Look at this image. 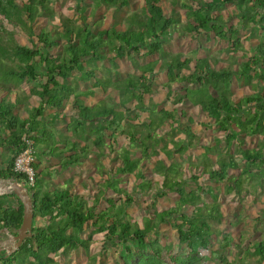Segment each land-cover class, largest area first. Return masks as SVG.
<instances>
[{"label":"trees","instance_id":"trees-1","mask_svg":"<svg viewBox=\"0 0 264 264\" xmlns=\"http://www.w3.org/2000/svg\"><path fill=\"white\" fill-rule=\"evenodd\" d=\"M51 1L0 0V68L3 69L0 77L5 79L0 84V149L5 150L6 155V166L0 167V179H13L28 186V175L15 171L16 158L29 148L24 137L32 142L36 154V161L32 163L35 182L27 187L33 202L32 236L8 256L6 252L1 253L0 264H60L51 255L57 256L69 249L89 251L97 233L104 234V247L134 241L139 251L150 250L152 256L140 258L137 264H162L159 239L154 238L152 242L148 239L161 224L166 223L177 231L180 243L187 245L189 250L186 257L170 254L172 264H202L198 254L201 250L210 249L214 234L209 221L222 219L223 214L218 203L221 191L205 183L199 184L200 176L207 175L209 180L220 185L225 194L233 191L240 193L242 176L252 173L251 167L258 166V174L264 169L263 137L257 149L240 151L247 163L243 170L239 169L240 176L228 177L230 169L239 168L229 150L232 144L236 140L242 143V135L264 134V40L259 39L251 47L252 55H242L246 61L238 68L228 65L216 69L217 60L183 57V54L165 51L180 17L175 11L172 14L165 11L162 0H144V5L132 13L126 12L130 0H94L92 4L76 0L81 15L75 18L55 12L50 7ZM190 1L195 2L197 7L183 3L188 18L182 28L194 40L204 33L210 38L208 34L212 32L215 38L231 43L227 49L230 54H237L244 48L242 29L252 30L251 35L244 37L246 41L264 33V0ZM228 4H234L235 11L225 17L224 10ZM103 5L107 10H113L111 23L100 27V19H97L85 25L87 9L91 8L90 15L98 18L102 14L99 8ZM42 16L46 17L43 25L39 21ZM106 16L109 15H103L104 18ZM57 17L60 21L56 25L53 20ZM232 18L237 20L236 24L231 22ZM20 34L26 37L27 42L18 40ZM141 56L147 58L146 63L140 62ZM118 59L129 60L134 71L116 81L99 77L96 65L108 61L117 67ZM161 72H165L168 78L164 89L174 105L171 111L146 103V96L153 92L152 83ZM7 77L15 78L16 85L27 82L30 94L21 95L12 91V82L7 81ZM234 79L252 81L253 91L235 98L230 87ZM81 82H91V88L81 91ZM183 83L185 86L181 90L173 91L172 84ZM108 90L110 96L116 99L111 100L110 106L104 102L106 97H98L100 92ZM88 97L97 98L99 106L86 104L85 98ZM36 98L39 103L34 106ZM71 99V104L78 109L75 117L63 112ZM184 100L191 101L203 114L215 120L218 130L226 133L225 143L228 146V151L219 154L211 168L206 166L207 161L205 166L190 164L187 168L189 179L180 176V163L171 161L172 158L194 147V142L196 146L203 147L207 157L214 147L203 144V139L194 130L195 125L201 124L199 120L189 116L186 125L181 124V119L187 115L179 108ZM22 102H31L32 108L19 111L17 108ZM49 109L54 110L48 122L51 126L44 118ZM144 113L151 117L148 121L141 120ZM69 118L72 119L66 130L72 135L61 149L56 130L62 120ZM164 118L174 121L175 126L168 134L173 138L159 150L153 149L151 143L160 140L156 136L165 124ZM88 132L94 133L92 142L98 149H104L108 144L112 147L118 135L122 134L132 146L121 153L119 165L109 169L108 188L118 191L116 182H120L124 175L135 174L141 180L137 186L140 194L154 190L151 194L152 206L171 192L177 194L178 203L162 211L154 210L153 217H144L140 225L132 223L127 212L128 205L137 201L134 193L121 191L126 196L122 202L106 198L104 194L91 204L72 188L48 189L46 177L50 172L42 168L41 158H60L59 172L81 165L90 154L88 143H83L81 138ZM179 134H183L184 138L175 140L174 137ZM106 140L110 143L107 144ZM133 147L140 148V156L136 155ZM161 154L165 158H160ZM147 156H155L154 168L164 174L161 185L156 186L141 169L142 160ZM188 180L195 184L194 188L186 187ZM106 192L107 188L104 189ZM202 194L209 195L213 204L201 202ZM10 199H14L16 204L10 203ZM102 203H105L104 207H100ZM23 215L24 206L14 193L0 196V229L17 232ZM261 217H264V211L260 220ZM41 219L46 222L39 224ZM219 246L223 250L240 248L229 235ZM213 252L222 264H230L227 255L219 249ZM245 252L247 256L257 257L255 264H262L264 237L247 245ZM134 257L135 252L127 247L125 255H120L119 264H132Z\"/></svg>","mask_w":264,"mask_h":264},{"label":"rangeland","instance_id":"rangeland-1","mask_svg":"<svg viewBox=\"0 0 264 264\" xmlns=\"http://www.w3.org/2000/svg\"><path fill=\"white\" fill-rule=\"evenodd\" d=\"M26 1V0H24ZM88 3H94V0H86ZM178 1V3H177ZM183 3H189L190 5H195V2H191L190 0H162L161 5L164 7L165 11L168 13L177 12V16L180 17V23L172 30V37L168 39L167 44L165 45V51L167 53H180L184 56L191 58H209L211 60H217V64L215 65L216 69H221L227 67L228 65H233L235 68H238L242 63L246 61V57L242 56L244 53L252 55L251 47H254L259 39L264 40V33L254 35L252 41H246L244 37L246 35H251V28H246L241 30V36L243 37L242 44L244 46L237 54H230L228 52V47L231 45L228 41L219 40L214 37V33L208 34L206 33L199 36L196 40H194L190 34H187L183 30V25L187 22L188 12L185 9ZM79 4V3H78ZM50 7L55 12L60 13L61 15H65L66 17L80 16V9L77 8L76 0H52L50 2ZM144 5V0H130V5L126 8L127 13H132L134 11L139 10ZM197 7V5H195ZM91 8L87 9L86 15L88 16L85 25L92 24L95 20H99L98 23L100 27H104L108 25L110 22V16L113 10H107L106 6H101L99 8V12L102 14L99 17H93L90 15ZM235 11L234 4H228L224 10V16H228L229 13ZM104 14H108L109 16L103 17ZM2 15L0 13V30ZM41 24L46 23V17L42 16L39 18ZM59 18H55L53 23L57 25L59 23ZM231 22L236 24V19H231ZM21 35V34H20ZM19 41L27 42L26 37L24 35L19 36ZM248 50V52L246 51ZM146 57L141 56L140 62L146 63ZM4 61H9L8 59H4ZM105 63V64H103ZM117 67H114L110 62H101L96 65L99 68V77L102 79H111L112 81H116L120 77L127 76V73L133 72V68L130 66L129 60H117ZM95 66V65H94ZM3 74V69L0 68V75ZM4 78L0 77V84L4 83ZM7 81H11V89L12 91H17L21 95H29L30 94V85L27 82H23L20 84H15L16 79L12 77H7ZM168 81L165 72H161L159 76L152 83L151 94L146 96L147 104L154 103V105L158 106V109L164 108L168 110H172L174 108L173 103L169 100L167 96V92L164 89V84ZM185 85L183 84H172V89L175 92H178ZM231 90L235 98L242 97L244 94H250L252 89V81L248 83V80H236L231 83ZM79 88L81 91L91 88V82H81L79 84ZM112 93H116L115 90H111ZM99 98L106 97L105 103L107 106L111 105V100H116L111 97L109 94V90L106 92H100L98 95ZM97 98H85L86 104H93V106H99L97 103ZM39 100L34 99L33 105H38ZM73 99L70 100V103L67 105L63 112L69 115V117H75L78 115V109L72 105ZM32 103H24L18 106V110L25 112L27 109L32 108ZM183 111L187 113L181 124L186 125L187 118L189 116L194 117L199 120L200 125H195L194 130L196 131L198 137L203 139V144L212 145L214 149L211 151L210 155H205L204 149L201 146H196V142H194V147L184 150L182 154H176L171 161H177L180 163V169L182 170V176L184 179L190 177V172L187 170L190 164H195L198 166H205V162L207 161L206 166L213 167L215 162H217V156L221 153H225L228 151V146L225 143V132H220L218 130V125L215 120L209 118L206 114H203L199 107L194 106V104L189 100H184L180 105ZM120 110V107L117 108ZM59 111V110H58ZM54 112L53 109L47 110L45 113V121L48 123L50 121V115ZM23 116H26V113H22ZM149 115L144 113L141 116V120L148 121ZM72 118L68 120L61 121V124H58V129L56 130L57 140L60 142L59 147L61 149L64 148V145L68 138L71 137V132L66 130L67 124L71 121ZM165 124L157 131L158 142L154 138L156 143L152 144L153 149L159 150L165 144L170 142L173 136L168 135L171 127L174 125L173 120H167L164 118ZM48 126L51 124L48 123ZM175 126V125H174ZM94 127V125L92 126ZM74 136V135H73ZM243 142L241 143L239 140H236L232 146L230 147V153L234 155V159L239 165V168L230 169L228 171V177L233 179L237 178L239 175V169H244L246 167L245 160L241 157L242 149H250L255 150L259 147V144L262 142L264 134L259 133L257 135H242ZM82 141L83 143H88L89 145V155L86 159L83 160L82 164L79 166H72L68 170H62L59 172L57 169L59 168L60 158L52 157L49 159L41 158V166L44 169H48L50 174L47 175L46 181L49 183L47 186L48 189H52L54 187L61 188H72L73 192L80 194L85 197L91 204L94 201H97L101 195L106 194V198L111 197L114 200H122L126 199L125 193H134L137 201L133 204L128 205L127 212L129 218L132 223H139L140 225L143 223L142 220L144 217H153V211H162L164 209H168L170 207L175 206L178 203V196L175 192H171L168 196L159 199L155 206H152V193L154 190H151L150 193L146 194L145 192L142 194L138 191V184L140 183V179L136 177L135 174L124 175L120 182H116L118 191H115L112 188H108V179H109V169L111 167H115V165H119V156L125 150V148H131V144L129 139L125 135H118L117 142L109 146L110 140H106L107 146L104 149H98L93 144L94 133H87L83 135ZM184 138L183 134H179L174 137L175 140H181ZM156 145V146H155ZM172 145V144H171ZM45 148V147H44ZM43 148V149H44ZM138 148V147H137ZM240 148V150H239ZM136 151V155L140 156V148L139 150L136 147H133ZM5 150L0 149V167L6 166V160H4ZM264 151V149H263ZM33 150V156L34 155ZM117 156V157H116ZM164 154H161L160 158H163ZM165 158V157H164ZM228 159V158H227ZM230 160V158H229ZM36 161V159H34ZM154 161H156L155 156L150 157L147 156L142 160L141 169L144 170V174L147 175L148 179L154 181L156 186L161 185L164 179V174L159 173L158 170L154 168ZM169 161V160H168ZM5 162V163H4ZM170 163V161H169ZM182 167V168H181ZM216 167V166H215ZM251 167V166H250ZM257 167H251L252 173H246L242 176L243 184L242 191L240 193H236V191L231 192L230 194L223 193L222 188L218 183L212 182L209 180L207 175L200 176L198 181L199 184L205 183V185H210L212 187H216L221 191L219 194V208L221 213L223 214L222 219L211 220L209 221L212 225L213 236L211 237V245L210 249H204L205 254L203 256H198L202 259V264H222L218 260V255L213 251L220 250V252L227 255L228 262L230 264H255L257 257L247 256L245 252L247 245H252L254 242L261 241L264 237V217L262 212L264 211V169L261 174ZM257 171V172H256ZM26 190L30 185H22ZM195 184L188 180L186 182V187L191 189L194 188ZM107 188V192L104 193V189ZM103 189V190H102ZM101 191V193H100ZM121 191H125L121 192ZM102 201V200H100ZM10 203L16 204L14 199L9 200ZM201 202L203 203H212L213 201L211 197L207 194H202ZM120 203V202H119ZM118 203V205H120ZM211 205V204H210ZM105 203L100 207H104ZM211 208L206 207V210ZM39 224L45 223V219L39 220ZM38 225V222H36ZM229 235L233 238L235 244H239L240 248L231 247L227 250H223L220 248L219 243L223 240V238ZM85 236V235H84ZM154 238H158L160 242V246L162 248V264H172L169 256L170 254L176 255L181 254L186 257L189 253L188 247L185 244H181L178 238V233L175 229L171 227L170 224H161L153 234H151L148 239L150 242L153 241ZM103 233H97L94 235V239L90 246L89 251H85L83 249L73 250L69 249L65 253H60L57 256L51 255L55 257V259L60 264H119L120 263V255H125L126 248H131L135 252V257L133 258L132 264H137L139 259L142 257H150L152 256L150 250L139 251L136 242L129 241L126 244L117 243L113 246H105ZM242 247V248H241ZM243 257V259H242ZM264 264V262L262 263Z\"/></svg>","mask_w":264,"mask_h":264},{"label":"water","instance_id":"water-1","mask_svg":"<svg viewBox=\"0 0 264 264\" xmlns=\"http://www.w3.org/2000/svg\"><path fill=\"white\" fill-rule=\"evenodd\" d=\"M14 193L24 206L23 222L17 232H12L8 228L0 229V238L4 235L5 238L0 240V254L16 251L21 246L24 240L32 236L33 228V202L27 190L13 179H0V196L10 195Z\"/></svg>","mask_w":264,"mask_h":264},{"label":"built area","instance_id":"built-area-1","mask_svg":"<svg viewBox=\"0 0 264 264\" xmlns=\"http://www.w3.org/2000/svg\"><path fill=\"white\" fill-rule=\"evenodd\" d=\"M24 140L28 143L29 148L16 158L15 171L26 173L28 175V185L33 186L35 182V173L32 163L35 158L33 156L32 142L25 137ZM204 254L205 250H201L199 256H203Z\"/></svg>","mask_w":264,"mask_h":264},{"label":"crops","instance_id":"crops-1","mask_svg":"<svg viewBox=\"0 0 264 264\" xmlns=\"http://www.w3.org/2000/svg\"><path fill=\"white\" fill-rule=\"evenodd\" d=\"M3 238H5V236H4V235H3V236L0 238V240H1V239H3Z\"/></svg>","mask_w":264,"mask_h":264}]
</instances>
